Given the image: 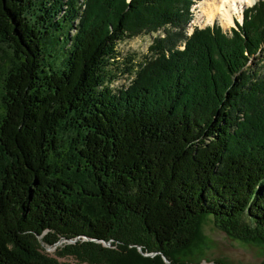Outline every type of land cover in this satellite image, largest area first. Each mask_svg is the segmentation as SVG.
<instances>
[{"label": "trees", "instance_id": "obj_1", "mask_svg": "<svg viewBox=\"0 0 264 264\" xmlns=\"http://www.w3.org/2000/svg\"><path fill=\"white\" fill-rule=\"evenodd\" d=\"M195 2L0 0V264H194L211 214L264 244V0L188 36ZM161 28L114 88L119 41Z\"/></svg>", "mask_w": 264, "mask_h": 264}, {"label": "rangeland", "instance_id": "obj_2", "mask_svg": "<svg viewBox=\"0 0 264 264\" xmlns=\"http://www.w3.org/2000/svg\"><path fill=\"white\" fill-rule=\"evenodd\" d=\"M203 2L204 0H196L193 4L192 17L185 30L187 35L191 31L190 24H193L194 22H196V25H201V27H205L210 24H220L223 27V30L229 33L230 29L237 26V22H235L232 26H225L220 19H216L213 23L208 22V16L202 14L203 9L201 3ZM248 7L249 6L245 9L247 10ZM235 16H237L235 17V21H242L243 17H239V15ZM61 33V31L51 29L49 34L45 36L46 50L44 52L46 59L44 62L46 64L52 63L57 69H61V67L65 65L62 60L68 55V53H66L67 50L65 49V40L58 39V36ZM163 33L164 28H161V30L156 32L147 29L141 33L139 32L135 34L132 37L119 41L117 45L119 62L115 65H119L120 68L118 71L110 68L111 71H113V74H117V82L113 84L114 88L124 87L129 84V81L132 78L129 73H124V68L126 66H130L132 62L134 63L136 61L139 63L140 61H143L145 56L149 53V47L153 40H155V38L159 35H163ZM0 45H3L2 47L5 50V52L1 53L3 57L0 55V68H2L4 63L9 61L8 57L11 54L13 57L15 56V52L12 44L11 46L8 43ZM254 67L255 69H261L264 71V53L260 55V58L255 62ZM2 76L3 73L0 69V88ZM202 224L203 225L201 226L205 236V242L201 244V246L197 247L193 254L187 257L194 264H259L264 262V244H259L258 242H244L241 239L238 240L231 237L226 231H223L217 226L215 216L213 214L209 215ZM83 237L86 239L88 238L85 236ZM73 241H76V239L70 238L69 240H60L56 245L47 246L45 249L48 253L55 254V248L58 244L62 245L65 242L70 243ZM106 246L111 247L112 244ZM61 260L65 263L69 262L71 264H88V262H81L73 256L61 258Z\"/></svg>", "mask_w": 264, "mask_h": 264}, {"label": "bare ground", "instance_id": "obj_3", "mask_svg": "<svg viewBox=\"0 0 264 264\" xmlns=\"http://www.w3.org/2000/svg\"><path fill=\"white\" fill-rule=\"evenodd\" d=\"M257 0H204L201 3L203 13L208 16V22L220 19L225 26L235 24V15L242 16L243 10ZM192 33V32H191Z\"/></svg>", "mask_w": 264, "mask_h": 264}, {"label": "built area", "instance_id": "obj_4", "mask_svg": "<svg viewBox=\"0 0 264 264\" xmlns=\"http://www.w3.org/2000/svg\"><path fill=\"white\" fill-rule=\"evenodd\" d=\"M193 24H194V25H193ZM193 24H192V23L190 24L191 31H190V33H188V35H190L191 32L193 31V27L195 26L196 22H194ZM190 28H189V29H190ZM115 82H117V81H115ZM115 82H113V83H115Z\"/></svg>", "mask_w": 264, "mask_h": 264}, {"label": "water", "instance_id": "obj_5", "mask_svg": "<svg viewBox=\"0 0 264 264\" xmlns=\"http://www.w3.org/2000/svg\"><path fill=\"white\" fill-rule=\"evenodd\" d=\"M104 244L109 246L111 243H110V242H107V241H105V242H104ZM166 261H167V262H170V261H169V260H167V259H166Z\"/></svg>", "mask_w": 264, "mask_h": 264}]
</instances>
